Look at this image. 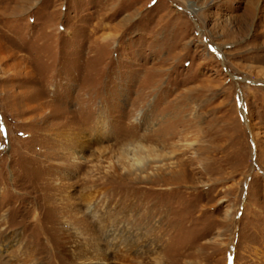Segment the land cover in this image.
Returning <instances> with one entry per match:
<instances>
[{"label":"rangeland","instance_id":"obj_1","mask_svg":"<svg viewBox=\"0 0 264 264\" xmlns=\"http://www.w3.org/2000/svg\"><path fill=\"white\" fill-rule=\"evenodd\" d=\"M0 264H264V0H0Z\"/></svg>","mask_w":264,"mask_h":264},{"label":"snow or ice","instance_id":"obj_2","mask_svg":"<svg viewBox=\"0 0 264 264\" xmlns=\"http://www.w3.org/2000/svg\"><path fill=\"white\" fill-rule=\"evenodd\" d=\"M0 131H3V129H2V128H0Z\"/></svg>","mask_w":264,"mask_h":264}]
</instances>
